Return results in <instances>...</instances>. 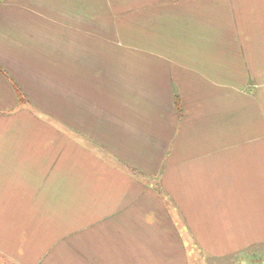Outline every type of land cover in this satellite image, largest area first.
I'll return each instance as SVG.
<instances>
[{"label":"crops","instance_id":"obj_1","mask_svg":"<svg viewBox=\"0 0 264 264\" xmlns=\"http://www.w3.org/2000/svg\"><path fill=\"white\" fill-rule=\"evenodd\" d=\"M94 1L0 0V264H184L187 233L212 258L264 245L245 91L264 0L164 1L178 41L144 72L107 56L123 45Z\"/></svg>","mask_w":264,"mask_h":264},{"label":"rangeland","instance_id":"obj_2","mask_svg":"<svg viewBox=\"0 0 264 264\" xmlns=\"http://www.w3.org/2000/svg\"><path fill=\"white\" fill-rule=\"evenodd\" d=\"M164 1L168 2V0L99 1L100 8L104 7L106 12L107 40L120 41L123 45L120 52L118 50L113 52L112 48H107L109 50L107 56L122 58L121 66L123 70L144 72L147 58L153 57L155 59L162 52V47L168 46L169 43L175 44L178 41V34L172 31L169 32V21L171 20L168 21V17L163 16ZM90 4L91 8L97 7V1L91 0ZM166 6L168 7L167 4ZM173 44L171 47H174ZM155 67H160V64H155ZM262 67L264 71V65ZM255 75L257 76V74ZM238 83L243 84L244 87L246 86L245 82ZM134 84H136V87L140 86V88H143L142 84L146 86L147 82L136 81ZM246 87L245 91L248 92L250 95L249 100H251L249 107L250 126L255 129V131L252 128L250 129V135L264 136V79L250 81ZM257 103L258 105H256ZM237 110L235 108V111ZM241 112L242 110L235 113L236 119L240 120L241 116L242 119H245L243 113L240 114ZM258 113L260 116V127L262 124L263 131L260 129V132L256 134ZM186 236L188 240L184 241L186 248L185 258L180 256V260L181 262L184 261V264H264V245L251 246L247 251L227 258H212L206 254L199 242L190 239L188 233Z\"/></svg>","mask_w":264,"mask_h":264},{"label":"trees","instance_id":"obj_3","mask_svg":"<svg viewBox=\"0 0 264 264\" xmlns=\"http://www.w3.org/2000/svg\"><path fill=\"white\" fill-rule=\"evenodd\" d=\"M0 71L3 72L1 68H0ZM17 93L19 95V99L22 100L23 99V95H22V93H21V91L19 89H17Z\"/></svg>","mask_w":264,"mask_h":264}]
</instances>
